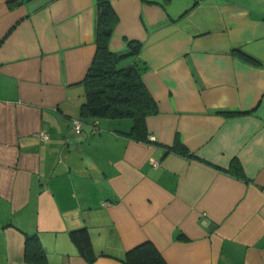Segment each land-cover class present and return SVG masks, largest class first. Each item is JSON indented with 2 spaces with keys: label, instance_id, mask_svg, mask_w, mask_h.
Masks as SVG:
<instances>
[{
  "label": "crops",
  "instance_id": "0c3cea01",
  "mask_svg": "<svg viewBox=\"0 0 264 264\" xmlns=\"http://www.w3.org/2000/svg\"><path fill=\"white\" fill-rule=\"evenodd\" d=\"M110 2L109 49L140 43L158 104L147 142L129 119L79 115L96 0H0V264H39L26 235L40 264H125L146 240L167 264H264V0ZM82 227L92 262L69 235Z\"/></svg>",
  "mask_w": 264,
  "mask_h": 264
},
{
  "label": "trees",
  "instance_id": "16d2710c",
  "mask_svg": "<svg viewBox=\"0 0 264 264\" xmlns=\"http://www.w3.org/2000/svg\"><path fill=\"white\" fill-rule=\"evenodd\" d=\"M196 2L197 0H194L193 5ZM95 9L96 51L83 79L84 100L79 107V115L85 120L129 119L131 126L124 134L133 140L147 142L149 140L146 118L157 114L159 108L142 79V73L147 69V65L138 56L140 43L129 40L125 50L112 52L108 43L118 16L110 0H96ZM234 52L245 61L256 62L245 53L236 49ZM126 58H130V64H120ZM167 150L188 158L197 157L178 139H175L171 146H167ZM226 171L236 178L248 180L242 165L236 158L231 160ZM69 235L80 255L88 262H92L96 255L92 253L89 231L82 227L71 230ZM179 238L184 236L179 235ZM24 256L30 262L44 263L45 254L36 235H26ZM123 262L125 264H167L149 240L127 249Z\"/></svg>",
  "mask_w": 264,
  "mask_h": 264
},
{
  "label": "built area",
  "instance_id": "2783aa9c",
  "mask_svg": "<svg viewBox=\"0 0 264 264\" xmlns=\"http://www.w3.org/2000/svg\"><path fill=\"white\" fill-rule=\"evenodd\" d=\"M96 121H94L92 123V127L95 129L96 128ZM81 121L79 119H74L73 120V125H72V130L75 131V132H79L81 130ZM41 137L46 139L47 138V135L46 134H41ZM149 138H153V136H149ZM155 162V161H154Z\"/></svg>",
  "mask_w": 264,
  "mask_h": 264
},
{
  "label": "rangeland",
  "instance_id": "374dc122",
  "mask_svg": "<svg viewBox=\"0 0 264 264\" xmlns=\"http://www.w3.org/2000/svg\"><path fill=\"white\" fill-rule=\"evenodd\" d=\"M171 1H172V5L174 6L175 4V7L178 9V8H181V6L184 5L186 1H189V0H171Z\"/></svg>",
  "mask_w": 264,
  "mask_h": 264
}]
</instances>
